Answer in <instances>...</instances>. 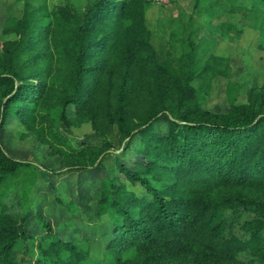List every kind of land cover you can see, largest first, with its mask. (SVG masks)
I'll use <instances>...</instances> for the list:
<instances>
[{"label":"trees","instance_id":"obj_1","mask_svg":"<svg viewBox=\"0 0 264 264\" xmlns=\"http://www.w3.org/2000/svg\"><path fill=\"white\" fill-rule=\"evenodd\" d=\"M150 3L92 0L81 16L71 0H24L22 15L7 16L0 264H264V84L245 102L230 99L227 111L204 109L205 84L231 76L229 58L202 57L191 34L172 55L146 23ZM12 120L64 154L66 171L102 169L96 212L110 226L102 254L87 238H62L40 212L46 233L28 231L37 170L64 168L14 157L1 141ZM160 121L166 135L156 131ZM83 123L101 146H75L61 130ZM130 155L146 161L127 164Z\"/></svg>","mask_w":264,"mask_h":264},{"label":"rangeland","instance_id":"obj_2","mask_svg":"<svg viewBox=\"0 0 264 264\" xmlns=\"http://www.w3.org/2000/svg\"><path fill=\"white\" fill-rule=\"evenodd\" d=\"M50 7L63 5L67 0H47ZM80 15L91 6L92 0H71ZM146 23L153 31L165 36L163 43L171 54L183 49L187 37L199 43L202 57L209 53L229 58L231 76L216 75L205 84L202 107L214 112H224L230 107V99L245 102L252 88L264 84V42L259 27L264 1L262 0H150ZM257 7L260 10H253ZM24 0H0V51L5 40L11 36L4 34V22L9 15L20 16L23 13ZM259 16V21L256 16ZM175 32V33H174ZM171 33L175 40L166 44ZM263 42V43H262ZM194 85L202 87V79L197 78ZM237 87L231 88V85ZM74 107L69 108L71 116ZM45 113L50 111L47 107ZM48 125V121L45 123ZM156 131L161 135L168 133L165 121L156 123ZM61 130L70 136L78 147L101 146V140L89 135L90 126L81 124L69 133L65 126ZM1 141L6 149L16 158L31 160L40 167L62 170V173H49L37 170L38 177L30 193V205L33 213L28 224V231L44 235L37 212H40L54 230L65 240L87 238L92 249L102 254L110 234L107 216L98 217L96 198L102 169L92 167L66 171L65 155L55 151L48 142H43L36 131L18 126L16 121H9L1 134ZM120 142L115 141L118 152ZM118 148V149H117ZM130 155L124 159L127 164L145 163L141 155ZM132 158V159H131ZM121 174V173H120ZM123 178V174L121 175Z\"/></svg>","mask_w":264,"mask_h":264},{"label":"water","instance_id":"obj_3","mask_svg":"<svg viewBox=\"0 0 264 264\" xmlns=\"http://www.w3.org/2000/svg\"><path fill=\"white\" fill-rule=\"evenodd\" d=\"M110 151H112V150H110ZM116 152H118V151L116 150Z\"/></svg>","mask_w":264,"mask_h":264},{"label":"crops","instance_id":"obj_4","mask_svg":"<svg viewBox=\"0 0 264 264\" xmlns=\"http://www.w3.org/2000/svg\"><path fill=\"white\" fill-rule=\"evenodd\" d=\"M32 220V219H31Z\"/></svg>","mask_w":264,"mask_h":264}]
</instances>
